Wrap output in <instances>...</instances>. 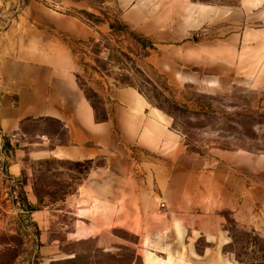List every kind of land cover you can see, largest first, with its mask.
I'll return each mask as SVG.
<instances>
[{
    "label": "crops",
    "instance_id": "obj_1",
    "mask_svg": "<svg viewBox=\"0 0 264 264\" xmlns=\"http://www.w3.org/2000/svg\"><path fill=\"white\" fill-rule=\"evenodd\" d=\"M111 3L124 22L162 48L155 61L162 72L176 64L192 69L177 73L182 82L214 86L226 84L230 77L232 85L264 92V0H237L233 5L219 0ZM30 18L41 29L32 31L31 36L26 32L27 40L0 42V131L33 139V155L38 159L93 165L64 200L74 217V236L92 233L89 226L79 225H137L135 221L122 223V213L129 212L122 205L124 197H129L135 208L130 213L140 215L139 225L153 220L165 225L161 218L166 214L155 210L154 191L165 211L171 213L169 208L187 198L194 170L184 166L187 159L179 154L181 138L170 127V119L135 89L120 87L107 93L111 106L108 120L98 121L78 85L74 55L57 40V35L89 40L98 31L75 17L51 10ZM48 122L56 123L58 132L45 127ZM212 154L216 164L208 169L207 185L198 200L201 213L193 217L197 233L206 240L207 236L221 237L220 233L210 234L207 228L220 225L214 214L230 206L224 199L226 190L237 189L242 197L255 196L264 219V189L248 187L242 178L233 177L234 172L263 174L264 154L250 158L219 149ZM21 171L20 164L8 166L12 176H19ZM232 182H236L235 187ZM26 197L35 204L36 198L28 190ZM85 198L90 209L85 208ZM94 200L99 203V217L90 219L83 214L92 213Z\"/></svg>",
    "mask_w": 264,
    "mask_h": 264
},
{
    "label": "rangeland",
    "instance_id": "obj_2",
    "mask_svg": "<svg viewBox=\"0 0 264 264\" xmlns=\"http://www.w3.org/2000/svg\"><path fill=\"white\" fill-rule=\"evenodd\" d=\"M219 1L229 5L237 2ZM111 2L0 0V42L27 40L26 32L31 36L32 31L41 29L30 16L46 10L75 17L98 31L84 41L57 35V40L74 55L77 82L89 97L96 119L108 118L110 90L131 87L141 94L170 119V127L181 138L179 154L187 159L184 166L194 167L188 196L180 205L169 208L172 211L168 213L154 191L155 210L166 214L161 218L165 225L154 220L139 225L140 215L130 213L135 208L130 198L124 197L122 205L129 212L122 213V223L135 221L137 225H79L89 226L92 233L76 237L75 225H71L74 217L71 210H66L64 200L93 165L86 161L38 159L33 155V139L15 133L16 139L6 140L0 155V264H28L35 254L38 264H144L147 251L156 258L169 259L171 264H264V219L255 196L242 197L233 188L223 193L230 206L214 214L220 225L207 228L210 234L220 233L219 239L207 236L206 240L193 225V217L201 213L198 200L207 185L208 169L216 164L213 151L239 152L250 158L264 154V92L232 85L230 77L226 84L214 86L182 82L177 73L186 74L192 69L176 64L162 72L155 63L162 48L124 22ZM144 40L153 47L143 48ZM45 127L58 132L56 123L48 122ZM12 163L22 167L19 176L8 172ZM237 173L233 177L242 178L248 187L264 189V173ZM232 185L235 187L236 182ZM26 190L36 198L32 205L36 212L40 211L38 214L23 210L24 200L30 203ZM85 200V208L90 209L88 198ZM94 204L92 213L89 210L83 215L99 217V203L94 200ZM34 226L42 243L37 249ZM5 242L14 248H5Z\"/></svg>",
    "mask_w": 264,
    "mask_h": 264
},
{
    "label": "trees",
    "instance_id": "obj_3",
    "mask_svg": "<svg viewBox=\"0 0 264 264\" xmlns=\"http://www.w3.org/2000/svg\"><path fill=\"white\" fill-rule=\"evenodd\" d=\"M121 27V26H120ZM111 28H113V27H111ZM122 28V27H121ZM123 28H125L126 29V26H123ZM145 42H146V44H145V42H143L142 43V47L143 48H152L153 46H152V43L151 42H149V41H146V40H144ZM148 43V44H147ZM145 56L147 57L148 56V54H145ZM77 80H78V78H77ZM79 85V84H78ZM79 87H80V89L83 91V89L81 88V86L79 85ZM121 86H119V88H120ZM84 93V92H83ZM141 93V92H140ZM85 95V94H84ZM85 97H86V99L90 102V100H89V97H87V95H85ZM147 98V97H146ZM149 100V99H148ZM90 104H91V102H90ZM92 105V104H91ZM92 107H93V105H92ZM106 120H108V118H103V119H100V120H98V121H106ZM25 212H27V213H31V212H33V211H35L36 210V208L32 205V204H30V203H27L25 200H24V209H23ZM35 227V229H36V233H35V239H34V245L36 246V249L37 248H40V247H42V243H40V241H39V235H40V233H39V231H38V229L36 228V226H34ZM4 246H5V248H11V249H13L14 248V246L15 245H13V244H11V243H4L3 244ZM0 246H2L1 244H0ZM28 264H38V256H37V254H35L34 256H33V258H31V260H29L28 261Z\"/></svg>",
    "mask_w": 264,
    "mask_h": 264
},
{
    "label": "bare ground",
    "instance_id": "obj_4",
    "mask_svg": "<svg viewBox=\"0 0 264 264\" xmlns=\"http://www.w3.org/2000/svg\"><path fill=\"white\" fill-rule=\"evenodd\" d=\"M144 264H171V261L169 259L162 260V259L156 258L154 257L152 253L147 251Z\"/></svg>",
    "mask_w": 264,
    "mask_h": 264
},
{
    "label": "built area",
    "instance_id": "obj_5",
    "mask_svg": "<svg viewBox=\"0 0 264 264\" xmlns=\"http://www.w3.org/2000/svg\"><path fill=\"white\" fill-rule=\"evenodd\" d=\"M16 134L12 133L10 135H4L1 131H0V155L3 153V149H4V142L7 140H11L14 141L16 139Z\"/></svg>",
    "mask_w": 264,
    "mask_h": 264
}]
</instances>
